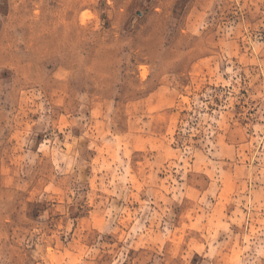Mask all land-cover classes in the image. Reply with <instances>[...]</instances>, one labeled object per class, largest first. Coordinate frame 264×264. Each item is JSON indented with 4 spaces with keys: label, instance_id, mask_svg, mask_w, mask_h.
Wrapping results in <instances>:
<instances>
[{
    "label": "rangeland",
    "instance_id": "obj_1",
    "mask_svg": "<svg viewBox=\"0 0 264 264\" xmlns=\"http://www.w3.org/2000/svg\"><path fill=\"white\" fill-rule=\"evenodd\" d=\"M0 264H264V0H0Z\"/></svg>",
    "mask_w": 264,
    "mask_h": 264
}]
</instances>
